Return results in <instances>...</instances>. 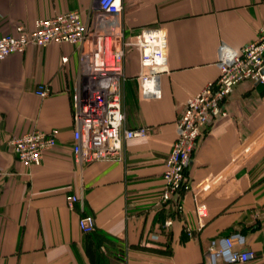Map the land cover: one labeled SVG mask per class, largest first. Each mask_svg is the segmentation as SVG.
Returning <instances> with one entry per match:
<instances>
[{"label": "crops", "instance_id": "crops-1", "mask_svg": "<svg viewBox=\"0 0 264 264\" xmlns=\"http://www.w3.org/2000/svg\"><path fill=\"white\" fill-rule=\"evenodd\" d=\"M95 2L0 0V34L18 24L32 29L36 19L67 10L90 21ZM121 6L127 39L149 27L165 30L167 67L161 97L143 98L138 49L127 50L123 126L143 125L147 134L122 140L117 157L73 162L75 45H31L0 60V264H206L210 239L231 231L245 236L255 256L219 264H264V81L233 88L226 114L205 127L191 155V189L176 204L159 202L164 161L186 102L217 77L221 42L240 48L255 39L264 0H121ZM39 82L51 89L45 97L35 93ZM51 128L57 142L39 165L16 159L11 135ZM72 194L81 202L69 209ZM199 200L206 206L202 224ZM85 214L94 219L88 233L78 226ZM169 217L173 223L165 226Z\"/></svg>", "mask_w": 264, "mask_h": 264}, {"label": "built area", "instance_id": "built-area-1", "mask_svg": "<svg viewBox=\"0 0 264 264\" xmlns=\"http://www.w3.org/2000/svg\"><path fill=\"white\" fill-rule=\"evenodd\" d=\"M90 21H85L77 10H67L34 21L32 29L15 26L13 33L0 34V60L13 53H21L28 46L45 47L51 42L69 43L77 47L78 68L71 86L72 159L82 166L97 160L117 157L122 140L142 137L147 127L123 126L122 87L126 79L127 50L139 52V93L143 98H160L159 78L167 67L166 32L160 27L142 29L134 38L125 37L121 20V0H95ZM62 62L67 56L61 57ZM218 75L208 81L185 104L176 122V137L164 161L159 202L177 203L174 197L191 189L187 168L191 155L206 126L226 114L228 97L233 88L243 81H264V23L255 39L240 48L221 42L217 48ZM51 89L39 82L35 93L45 97ZM57 129H32L11 135L8 144L16 159L26 165H39L44 153L57 142ZM209 185H204L207 189ZM81 202L72 194L67 207ZM177 213L180 207H177ZM197 221L206 216L203 201L195 204ZM169 217L165 226L173 223ZM78 226L88 233L94 229L90 214L79 217ZM187 230L188 227H186ZM245 236L231 231L210 239L204 261L206 264L243 263L255 256L245 247Z\"/></svg>", "mask_w": 264, "mask_h": 264}, {"label": "water", "instance_id": "water-1", "mask_svg": "<svg viewBox=\"0 0 264 264\" xmlns=\"http://www.w3.org/2000/svg\"><path fill=\"white\" fill-rule=\"evenodd\" d=\"M262 71L264 72V67H263V70H262ZM176 198H177V197L175 196L174 199H176Z\"/></svg>", "mask_w": 264, "mask_h": 264}]
</instances>
